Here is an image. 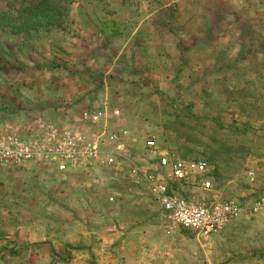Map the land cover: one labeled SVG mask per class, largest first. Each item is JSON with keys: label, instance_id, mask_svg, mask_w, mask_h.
I'll use <instances>...</instances> for the list:
<instances>
[{"label": "rangeland", "instance_id": "374dc122", "mask_svg": "<svg viewBox=\"0 0 264 264\" xmlns=\"http://www.w3.org/2000/svg\"><path fill=\"white\" fill-rule=\"evenodd\" d=\"M70 1L59 30L26 36L8 31L0 34L1 128L35 129L45 123L77 126L81 110L104 103L117 108L137 132L153 136L157 145L175 148L176 156L184 160L204 161L203 154L211 148L225 147L229 156L221 153L218 161L221 177L217 191L222 197H245L264 191V57L258 38L264 36V0H242L233 7L225 0ZM247 1L256 10L251 15L245 6ZM4 7L5 0H0V9ZM231 12L243 15L240 18ZM251 16L262 25L254 27ZM111 17L123 30L155 26L162 47L176 43L178 31L190 29H213L223 44L228 43L226 40L232 45L237 39L253 38L256 45L252 52L234 58L242 63L235 73L230 71L231 76L226 69H212L222 63L220 59L233 62L224 51L215 53L219 59L214 58L212 65L196 70L188 61L179 65L175 60L160 63L154 51L146 54L124 47L117 53L115 44L128 41L126 33L112 38L96 36L100 20ZM86 28L87 33H83ZM232 29L237 37L228 33ZM130 42L136 43V39ZM84 52L90 55L89 61ZM199 59L201 65L205 58ZM192 71L193 79L188 75ZM258 74L261 76L256 77ZM220 75L227 78L220 82ZM249 80L252 85L245 86ZM235 86L246 87L238 103L226 97ZM188 103L195 114L204 117H190ZM164 125L168 129L163 130ZM175 131L188 134L181 135L180 141L188 152L177 149ZM125 164L111 173L100 170L99 177L85 169L81 173L86 176L78 180L32 164L0 166V264H94L101 238L110 233L108 225L121 223L127 228L135 220L160 224L159 209L149 212L146 207L123 201L122 205L128 207L117 214L112 209L115 203H107L109 195L116 201L119 196L115 194L127 190ZM139 187V197H145L144 187ZM203 196L200 190L188 195L198 199ZM263 218L257 215L242 219L241 225L250 224L245 230L247 236L257 223H263ZM31 221L44 231L55 229V249L40 241L37 245L15 244L17 254H9L16 227ZM243 236L237 229L230 237L238 243ZM70 237L80 238V242L70 239L73 243L69 245L63 241ZM173 237L186 243L184 248L190 252L189 244L196 242L193 234L183 230Z\"/></svg>", "mask_w": 264, "mask_h": 264}, {"label": "built area", "instance_id": "2783aa9c", "mask_svg": "<svg viewBox=\"0 0 264 264\" xmlns=\"http://www.w3.org/2000/svg\"><path fill=\"white\" fill-rule=\"evenodd\" d=\"M119 113L117 108L103 103L80 111L81 129L59 128L52 123L35 129L0 127V166L32 164L61 173L85 170L93 160L111 168L126 163L125 175L144 185L159 206L166 234L184 229L194 236L208 238L231 220L264 213V191L243 200L222 197L205 176L206 162L184 160L159 148L153 138L144 140L145 149L153 154V165L136 163L129 154L127 129L110 121L117 119ZM180 181L191 185L190 193L200 190L209 197H182L171 184ZM107 201H113V197L109 195Z\"/></svg>", "mask_w": 264, "mask_h": 264}, {"label": "crops", "instance_id": "0c3cea01", "mask_svg": "<svg viewBox=\"0 0 264 264\" xmlns=\"http://www.w3.org/2000/svg\"><path fill=\"white\" fill-rule=\"evenodd\" d=\"M225 1H228V4L232 5V7L242 2V0H236V3H233L231 0ZM245 6H248L249 9L250 3L248 1L245 2ZM233 11H235L234 8ZM238 12L231 13H234L235 15L238 14L241 18L243 13L241 14ZM227 15L229 16V13H227ZM250 19L255 27L257 21L253 16H251ZM252 19L255 21H252ZM103 20H113L119 33L115 36L102 35L99 23L98 28L96 29V36L101 38H112L116 36H123L125 33L128 35V41L126 40V42L124 41L122 42V44L121 42L119 44H117L116 42L115 51H117V53L124 47L125 50L128 47H133L134 49H136V52L138 50V52L146 54L147 52L150 53V51H154L155 54L157 53L156 58L160 63L170 64L175 60L176 64L179 65L184 61H188L189 66H191L192 69L194 66L196 70H201L204 67H207L209 64L212 65L214 63L213 59L215 58L214 55L216 52L224 51L227 54H230V58L233 61L230 62V65L226 69L227 75L230 76V71L233 70L235 73V70L242 63V61L239 60L234 61V58L239 52V47L242 41L237 39L232 45L230 40H226L228 42L227 44L219 43L220 38H216V33L213 29H210L208 31L206 29L201 32L192 29L184 31L180 30L177 32V36H175L176 43H174L173 45L162 47V43L160 42L161 39H159V36L156 35L157 29L153 25L146 26L143 29H138V27L136 26L130 31L121 29V25H119V23H116V20L113 17L103 18L100 20V22ZM234 29L230 30L228 33H234ZM83 33H87V28ZM162 36L164 37V33ZM235 37L237 36L235 35ZM209 38L211 39L209 40ZM130 39H136V43H131ZM110 41L111 40H109V42ZM84 53L86 54V52ZM168 55L174 56L170 58ZM199 56L205 58L204 62H202L201 65H199ZM85 58L87 61H89L90 55L86 54ZM188 75H191V79H193V71ZM225 78H227V76ZM193 82L194 81L191 80L190 83L192 84ZM79 113L77 118H79ZM110 121L114 123V126H119L127 129V142L141 155V157H139V154L133 155V158L135 157L134 161L138 164L145 163L146 165L152 166V153L147 151L144 147V140L146 139V136L144 134H141L142 132L139 130L137 132V129L129 123V119H127L126 116H122L121 113L117 119L113 118L110 119ZM56 126L59 128L67 127L70 129L82 128L81 125L76 126L74 124ZM26 129H29V127H27ZM143 136L144 139L142 140ZM137 157L138 159H136ZM119 166L121 165H115L112 168L110 167V169ZM88 169L89 168H86V170ZM124 177V181L127 182L128 187L126 191L117 192L115 195L119 196V198L116 199V201L114 198V200L110 202L115 203L112 208L114 209V212L120 214L128 207L122 205L123 201H127L130 206H139L144 208L146 207L148 208L149 212L155 209H159V206L153 201L151 194L145 189L144 185L134 183L133 178H131L130 176L124 175ZM140 185L144 187L142 194L144 193L145 197H142L144 199L143 201L142 198L139 197V194L141 193L138 190L140 188ZM141 201L144 204H142ZM160 214L162 216V219L161 223H158L159 226L157 223H151L145 220H135V222H132L131 226L127 228H122L123 226H121V223H117L116 225L112 224L111 226L108 225L106 229L110 230V233L108 234L109 237L108 235H104L105 237H103V240L101 238L100 243L98 242L100 246H98V251L95 254L96 260L94 261V264H264V218L262 219L263 223H257V226H255L252 230L253 232H251L252 234L248 236L246 235L245 230L250 226V224L244 226L240 223L242 219L246 217L231 220V225H226L222 228V230H220L219 233L211 237L200 238L194 236L196 242L189 244L192 249L190 252V250L188 251L186 250L187 248H184L185 245L187 246L186 243L180 242L179 239L173 237V234L176 231L179 232V230L182 229H175L169 234H166L164 232V217L161 211ZM261 216L264 217V213L261 214ZM131 221H134V219H132ZM33 222L31 221L28 223H22L16 227L14 235L11 238L12 240L14 239L15 244L24 246L26 244L32 243V245H37V243H39L40 241H46L47 245L50 244L55 249V229L49 230L47 228L44 231V229L40 228V225L38 224L37 227H34ZM101 227L100 228L103 232V226ZM237 229L242 230V235H244L242 238H240L242 242L238 243L233 242V238L230 237L231 234H233V231ZM70 239H72V241H75L74 243L80 242V238H77L76 240V238L74 237H70L68 239L65 238V240L63 241L68 244L70 243L69 245H71V243L73 242H71ZM233 244H235V248H233Z\"/></svg>", "mask_w": 264, "mask_h": 264}, {"label": "trees", "instance_id": "16d2710c", "mask_svg": "<svg viewBox=\"0 0 264 264\" xmlns=\"http://www.w3.org/2000/svg\"><path fill=\"white\" fill-rule=\"evenodd\" d=\"M71 1L70 0H5V7L3 9H0V34L4 31H8L10 34L14 36H26L29 33H35V32H43L44 34H48L52 31L59 30L62 28L63 21L67 15V10H68V5ZM253 5L249 6L248 9V15H251L252 13H255V9L253 8ZM226 14V13H224ZM249 22V21H248ZM251 22V21H250ZM249 22V27L251 26ZM100 23V31L102 35H109V36H115L117 35L118 29L115 26V23L113 20H103ZM247 24V22H246ZM257 27H260L262 25V21H257L256 22ZM252 29V28H251ZM210 29H207V31ZM246 36V35H245ZM251 38V36H250ZM260 38V52L263 54L264 57V36L263 34H260L258 36ZM256 43L254 42V39H246L243 40L242 43L240 44L239 47V52L237 56L243 55L247 53L248 51L252 52L254 50ZM220 52V51H219ZM181 55V54H180ZM170 58H172V55H168ZM236 56V57H237ZM218 57V55L215 56ZM219 59V57L217 58ZM222 61V63L215 64V68L213 67L212 69L217 70L216 72H220L221 70H225L228 68L230 65L228 61ZM179 68L181 67L178 66ZM129 70L131 67H128ZM233 71V70H232ZM236 71V70H235ZM215 72V71H214ZM213 73V72H212ZM261 76L258 74L256 77ZM219 81L223 82L225 80V76L220 75ZM253 81L249 80L245 86L252 85ZM246 92V87L244 88H238L235 86L232 91L228 92V95L226 96L228 100H234L235 103H238L237 99L243 98L242 95H245ZM240 103V102H239ZM186 108L189 111V116L192 118H203L204 116H199L195 114V112L192 110V106L188 103L186 104ZM191 106V107H190ZM89 109V108H87ZM91 109V108H90ZM185 117L189 118L188 115H184ZM215 115H213L212 119L214 118ZM163 130L168 129V125H164L162 127ZM234 131H239L238 129L231 128ZM186 132H177L175 131V136H176V142H177V149L188 152L189 149L185 146H181L180 141H181V135H188L185 134ZM153 138V136H146V138ZM154 139V138H153ZM159 148L166 149L167 151L173 153L176 155V149L175 148H170V147H165L161 145H157ZM208 147L209 144H206ZM223 153L224 155L229 156V152L226 151L225 147H218V148H211L207 154H203L204 156V161L206 162L208 169L207 172L205 173V176H207L213 185V188L217 190V185L219 184V179L221 177L220 172L218 171V161L219 157ZM129 154L131 156L139 154L138 151H136L133 147H129ZM140 155V154H139ZM187 161H196V160H187ZM224 162V159H222ZM90 171H93L94 173L101 171H107L108 173H111L110 167L105 166L101 161L99 160H93L91 163L87 165ZM54 171V170H53ZM86 171V170H85ZM83 170H77L75 172L70 171V172H61L64 176H67L69 178H74L78 180L77 178H82L85 177L86 175L81 173ZM59 173V172H58ZM125 175V174H124ZM79 179V180H80ZM172 187L176 190V192L181 195L182 197L188 199V195L191 194L189 191L191 190V185H186L184 181H180L178 183H171ZM259 194V192H253L252 194L248 196H242V197H236L238 200H243L251 196H255ZM209 195H205V199H207ZM230 198V197H227ZM107 203H110L107 201ZM160 210V209H159ZM190 232L188 230H184ZM191 233V232H190ZM192 234V233H191ZM8 243V242H7ZM10 246L8 247L7 251L11 255L17 254V250L15 248V242L14 240H11ZM6 247V246H3Z\"/></svg>", "mask_w": 264, "mask_h": 264}]
</instances>
